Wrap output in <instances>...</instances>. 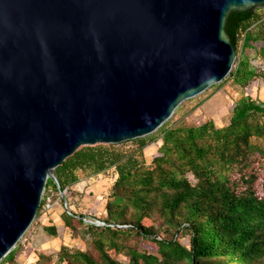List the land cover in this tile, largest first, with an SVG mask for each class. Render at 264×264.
<instances>
[{
  "label": "water",
  "instance_id": "obj_1",
  "mask_svg": "<svg viewBox=\"0 0 264 264\" xmlns=\"http://www.w3.org/2000/svg\"><path fill=\"white\" fill-rule=\"evenodd\" d=\"M259 8L264 0H0V262L65 159L146 136L229 77L227 19Z\"/></svg>",
  "mask_w": 264,
  "mask_h": 264
},
{
  "label": "trees",
  "instance_id": "obj_2",
  "mask_svg": "<svg viewBox=\"0 0 264 264\" xmlns=\"http://www.w3.org/2000/svg\"><path fill=\"white\" fill-rule=\"evenodd\" d=\"M255 18H257V10L230 14L225 25V32L230 37V43L235 50L239 42L243 47L257 41H264V27L252 29ZM262 52L264 61V50ZM258 74L241 53L236 69L231 71L229 76L236 84L244 88ZM204 130L205 127H203ZM207 131L211 141L209 150L216 162L215 168L211 171L215 174L213 180L207 178L206 185L199 186L192 184L175 170L166 177L172 197L164 205L165 210L180 212L184 208H189V214L180 224L174 225L172 221L164 220L168 226L166 232L170 238H161L156 241L155 237L140 232L138 227H128L123 218L128 207L112 200L105 205L107 217L102 221L103 226L85 223L86 217L82 215L74 213L63 215L65 226L71 230L75 228L73 222L86 225V233L91 237L92 248L89 251H81L61 246L55 253V264H190L195 258L201 256L225 257L240 248L242 251L239 253V258L243 260L264 253V236L256 237L251 230H244L237 217L253 210L262 212L264 205V196L258 201L252 190V184L258 178L262 180L261 186L264 190V173L263 177L256 172H249L246 175V171L251 168L253 162H259L264 172V103L242 97L235 102L226 125L220 128L210 126ZM162 138L164 141L171 139L168 134H163ZM145 144L141 142L140 149ZM101 145L84 148L82 146V149L75 151L54 170L55 180L47 179L36 217L40 215L51 191H64L78 181L77 171L90 170L100 173L114 167L117 179L112 187V195H120V187L136 177L143 165L133 157L132 152L121 155ZM201 157H203V150L198 148L194 158ZM153 162L162 163L164 158L154 159ZM232 172L238 173V180L229 181L228 176ZM242 185L245 187L240 189ZM211 190L216 191L219 202L218 213L202 219L198 213V200L199 198L210 199ZM123 201L130 203L133 210L143 206L139 198L130 199L128 196H123ZM45 230L51 236H56L54 227H47ZM180 233L189 235V247L181 245L174 239ZM133 234L145 240L149 239L151 242H158L162 249H166L164 251L168 252V256L157 263L158 261L147 255L137 245L130 243L128 238ZM109 251L123 254L127 261L123 263L115 259ZM14 260V249L2 259L10 264ZM37 263L52 264V258L46 255Z\"/></svg>",
  "mask_w": 264,
  "mask_h": 264
},
{
  "label": "rangeland",
  "instance_id": "obj_3",
  "mask_svg": "<svg viewBox=\"0 0 264 264\" xmlns=\"http://www.w3.org/2000/svg\"><path fill=\"white\" fill-rule=\"evenodd\" d=\"M253 23L252 29L255 27L263 29L264 8L257 9V18ZM263 50L264 41H257L243 47L241 42L238 43L233 71L236 69L241 53H243L250 66L259 73L244 88H241L229 76L217 86L183 101L171 117L154 132L118 144H102L101 146L109 147L121 155L134 153L133 157L143 165L137 176L120 187V195H112V187L117 179L114 167L100 173L90 170L77 171L78 181L64 190L62 195L59 191L50 192L40 215L34 218L16 244L14 248L15 260L11 264H38V260L46 255H50L52 264H55V253L61 246L71 250L89 251L92 248L91 237L86 233V225H78L73 222L75 228L71 230L65 226L63 215L65 213L82 215L86 217L84 218L85 223L103 226L102 221L107 217L105 205L112 200L128 207L123 216L128 227H138L140 232L155 237L156 241L161 238H170L166 232L168 226L164 220L168 219L174 225L180 224L189 214V208H184L180 212L179 210L172 212L165 210L164 205L172 197L166 177L175 170L192 184L199 186H205L207 178L213 180L215 174H212L211 171L215 168L216 162L209 150L211 141L208 138L210 134L207 129L210 126L220 128L226 125L235 102L242 97L264 103ZM203 127H205L204 131ZM163 134H168L171 139L164 141ZM141 142L146 144L140 149ZM98 145L100 144L91 147ZM198 148L203 150V157L199 159L194 158V153ZM161 157L164 158V162L159 164L153 162L154 159ZM153 169L154 171H152ZM249 172L260 173V177H263L264 173L259 162H253L251 168L246 171V175ZM238 178L239 175L236 172H232L228 176L229 181H236ZM261 181L258 178L252 184V190L258 201L264 196ZM243 187L245 186L242 185L240 189ZM43 195L44 192L42 197ZM123 196H128L130 199L139 198L143 202V206L138 210H133L130 203L123 201ZM210 197V199L199 198L198 200V213L202 219L218 213L219 202L216 198V191L211 190ZM237 217L244 230H251L256 237L264 236V205L262 212L253 210ZM47 227L56 229L55 237L45 230ZM128 239L131 244L137 245L147 255L158 261L157 263L163 257L168 256V252L164 251L166 249H162L156 241L142 239L136 234ZM174 239L181 245L189 247L188 234L180 233ZM240 251L242 248L225 257L201 256L195 258L190 264H264V253L243 260L239 258ZM109 253L123 263L127 261L123 254H116L113 251H109ZM0 264L10 263L2 261Z\"/></svg>",
  "mask_w": 264,
  "mask_h": 264
}]
</instances>
